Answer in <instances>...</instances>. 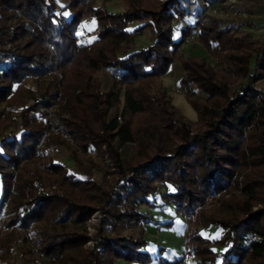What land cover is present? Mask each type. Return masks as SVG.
Returning a JSON list of instances; mask_svg holds the SVG:
<instances>
[{"label": "trees", "instance_id": "obj_1", "mask_svg": "<svg viewBox=\"0 0 264 264\" xmlns=\"http://www.w3.org/2000/svg\"><path fill=\"white\" fill-rule=\"evenodd\" d=\"M90 1L69 0L58 7L53 0H0V102H6L7 111L22 106L19 126L8 134L3 133L6 112L0 109V215L8 202L7 225L25 228L50 218L58 225H77L89 215L93 199L100 200L107 214L91 250L83 248L87 236L79 228L62 225V230L40 239L41 254L53 260L67 257L73 264H114L120 257L138 264H217L219 258V264H264L259 260L264 257V99L254 86L256 70L264 72V45L259 48L258 39L237 28L218 30L215 23L199 19L183 25L187 13L175 0L161 7L154 0H127L121 11L93 8ZM85 14L98 21L90 43L87 35H77ZM133 21L137 23L130 30ZM194 29L197 43L224 67L214 69L204 57H184L180 82L185 98L199 124L210 127L190 134L192 120L170 99L161 109L154 106L150 100L158 96L149 87L159 83L170 62L180 60L181 43ZM143 31L149 38L138 43ZM100 66L107 68L112 81L107 90L96 93L90 87L91 72ZM31 76L53 79L43 91H32L31 104H26L19 84ZM237 79L239 86L232 88ZM58 86L63 91L59 99L72 104L69 134L83 151L108 145L119 172L116 187L92 192L87 172L78 176L49 159L53 137L47 138L44 151L39 147L45 127L39 107L57 96ZM16 118L14 114L9 121ZM129 141L134 147L125 166L121 148ZM37 157L44 169L32 165ZM240 182L243 204L228 208L218 221L223 229L219 238L210 240L184 227L198 223L191 216L207 195ZM160 203L172 206L173 215L186 221L178 223V231L185 228V258L166 259L162 246L151 249L143 238L146 222L160 226L162 221H155L142 206ZM255 203L259 209L244 216ZM216 246L223 251L218 253Z\"/></svg>", "mask_w": 264, "mask_h": 264}, {"label": "rangeland", "instance_id": "obj_2", "mask_svg": "<svg viewBox=\"0 0 264 264\" xmlns=\"http://www.w3.org/2000/svg\"><path fill=\"white\" fill-rule=\"evenodd\" d=\"M54 3L58 7H62L69 0H53ZM137 1V0H132ZM171 0H154V5L156 7L164 6L165 2L169 3ZM178 3H181L184 10L186 11V15L182 17V24H187L193 22L195 19H199L201 22L207 24L217 25L218 30L222 27H231L237 28L239 31L250 32L253 37L259 40V48L264 45V0H175ZM127 3V0H91L89 2V6L93 8H97V6L107 9L108 11H121ZM96 18L93 14H85L83 18L80 20L78 25L77 35L83 33V35H87V43H90L94 39L95 30L97 28ZM137 22L133 21L128 24V28L131 30L132 27L136 25ZM174 34L177 36L179 34L178 29H174ZM196 29L194 32L189 34L184 42L181 43V47L178 50V55L181 56L180 60H175L169 63V68L172 69L170 74L171 79H165L163 75L159 78V83L150 86V93L153 95H157V98H151L150 102L161 109L162 104L169 100L176 107L181 115L183 113L184 108L181 107L179 101L176 99V94L174 92L179 93L180 95H184L183 87H181V76L179 79L176 76V71L178 70L180 73V69H182L183 64L185 63V58L189 55L204 57L210 62V65L214 69H223V62L220 61V58L211 54L210 51L205 50L202 45L197 43L194 39V35L196 34ZM143 34H139L137 36L138 43H144L148 40L149 34L147 31H143ZM111 48L113 45L106 43ZM9 46V45H8ZM109 69V68H108ZM255 75V84L254 85L258 89L259 96L258 98L264 99V72L256 70ZM181 74V73H180ZM183 74V73H182ZM90 79V87L92 92L100 93V91L107 90L111 85L112 76L109 72H107V68L105 66H100L98 70L91 72ZM50 76H45L44 78H36V76H31L25 80L22 84H19L21 90V99L24 100L26 104H31L32 98H30L32 91L36 90L43 91L45 85L48 84L50 80H52ZM18 85V83H17ZM15 84V86H17ZM129 83L123 84V90L127 88ZM232 88H236L238 85V79L235 80L231 84ZM80 91V89H76ZM122 90V92H123ZM57 96L49 97V103L43 105L41 104L39 107L40 118L45 123V127L43 128V134L41 135L39 141V147H41L44 151L46 140L49 137H53V142L55 141L54 149L49 152V159L56 160L58 162L64 163L67 167V170L73 172L74 174L80 176L84 175L86 172L88 176L93 180L91 191L96 192L98 194L103 191V189L109 190L111 187H116L117 178L119 176L118 168L115 166L112 158L111 152L108 148L107 144L102 143L100 148L89 147L87 151H83L80 145L77 143V140L73 138L68 132L67 121L70 120V108L72 106L71 103L61 101L59 99V95L63 92L61 87L58 86ZM185 96V95H184ZM122 98V94L120 96ZM186 99V98H185ZM6 102H0V109L5 110L6 124L4 128V134L10 133L11 131L17 130L19 126L20 117L18 111L22 106L20 104L13 105L11 111H7ZM101 108V106H100ZM99 108V109H100ZM182 112V113H181ZM16 114V121L10 122L9 119L12 115ZM188 114V113H186ZM197 114V113H196ZM189 115V114H188ZM192 123L190 125V134H194L199 130L209 129V124L200 125L197 121V115L188 116ZM180 116V115H179ZM101 122V119L97 120ZM57 137V138H56ZM175 144H179L180 142L175 140ZM134 143H125V145L121 148V157L123 158V164L125 166L130 165L131 161V153L133 151ZM76 156L79 159V163L74 159ZM43 161L40 158H35L32 165H35L38 169H44V166L41 164ZM242 172L238 175V179L241 180ZM84 179H87L85 175ZM256 182V181H254ZM29 183L33 184L31 181ZM160 184V183H158ZM161 185V184H160ZM159 185V186H160ZM241 182L238 183L237 187H231L227 190H222L221 192L214 193V197L210 198L209 195L204 199L203 204L198 207V212L196 216H191L193 219H198V223L186 224L185 219H182V216L179 214L178 216L173 215L175 212L174 208L167 203H160L159 206L149 207L147 205L142 206V209H146L148 214L155 221H162L160 224V228H156V234L154 237L158 236L161 228H166L167 231L173 230L170 227L171 222H175L173 227L178 230V223L181 220L185 222V228L187 226L190 229H196L197 232L202 234L204 237H208V239H214L215 236L218 238L223 234V229L220 227L218 221H221L223 214L228 211V208L234 209L242 206V197L241 193ZM29 193H32V190H29ZM93 205L90 206L89 215L81 224H74L72 221L64 222L61 225L55 224L52 219H43L40 221H36L35 223H31L28 227H21L18 224L7 225V215L5 213V208L9 204L8 202L4 204V208L2 209V214L0 215V264H73V262L65 257L60 258L58 260L50 259L46 255L40 253L38 249V244H40V239L50 232L55 233L63 228L69 230H75L79 228V232L85 236H87L86 243L83 244V248L85 250H91L92 245L95 241V237L97 235L99 229V223L102 218H104L107 210V207H102L101 203L97 198L93 199ZM260 205L255 203L250 208L251 210H246L244 212V216L253 215L255 210L259 209ZM201 209V210H200ZM205 214V216L200 217L201 211ZM173 215V216H172ZM194 221V220H193ZM215 221V222H214ZM150 223V222H148ZM208 223V224H205ZM182 228L183 232L185 228ZM174 231V230H173ZM180 235V232L177 234L179 236H175L178 240V244L180 246V252H176L164 244H161L164 249L168 248V252L166 251L165 255L173 256L174 253H177V258L184 257L185 252V238ZM145 235V229L143 233V238ZM174 235V234H173ZM147 241V239H146ZM174 241V240H173ZM154 247H158L156 244ZM174 247V246H173ZM214 250H218L222 252L224 247H214ZM156 250V249H155ZM121 258V257H120ZM119 258V259H120ZM118 260V259H117ZM117 260L114 264H117ZM124 260V259H123ZM260 261H264V257L259 258ZM126 261V260H125ZM220 263V258L217 261V264ZM182 264V263H180Z\"/></svg>", "mask_w": 264, "mask_h": 264}, {"label": "crops", "instance_id": "obj_3", "mask_svg": "<svg viewBox=\"0 0 264 264\" xmlns=\"http://www.w3.org/2000/svg\"><path fill=\"white\" fill-rule=\"evenodd\" d=\"M172 72V69L169 68V65H168V68L166 70V72L164 73L163 77H165V79H171L170 77V74ZM181 73V74H180ZM180 73L179 71L177 70L176 71V76L177 78L179 79L180 75H182V69H180ZM176 94V99L177 101H179L180 105L182 108H184L185 111H183V113H188L186 115L188 116H192V115H197L195 110L191 107V105L189 104V101L185 99V96L182 94L180 95L179 93L177 92H174ZM182 113V112H181ZM178 216V214H174V217ZM176 218V217H175ZM173 223V222H171ZM173 225H175V223H173L172 225H170V227H172V229L174 230H171L170 232L167 231V229L165 228H161L160 229V232L158 233V236H156V238L154 237V234H156V228L159 227L158 225H155L154 223H148L146 222L143 226L144 229H145V235H144V239H147V242L149 243L150 247L152 249V247H154L156 244L160 247L161 244H164V246H167L168 248H171L173 251L174 249L176 250V252H180L179 251L180 249V246L178 244V240L176 238V236H179L177 234V232L179 233L180 231H178L177 229H175L173 227ZM161 227V226H160ZM159 227V228H160ZM158 229V228H157ZM175 232L176 233V236H175ZM174 234V235H173ZM180 235H182V232H180ZM174 240V241H173ZM174 246V247H173ZM165 247V249L163 248L162 250V255L163 257H165L166 259H173L175 257H177V253L175 252L173 256H168V255H165L166 251L168 252V248ZM122 258L118 259L117 260V264H138L136 263V261L134 262H129V261H125V260H121ZM156 260H154L153 262H147V264H154ZM163 264V263H162Z\"/></svg>", "mask_w": 264, "mask_h": 264}, {"label": "built area", "instance_id": "obj_4", "mask_svg": "<svg viewBox=\"0 0 264 264\" xmlns=\"http://www.w3.org/2000/svg\"><path fill=\"white\" fill-rule=\"evenodd\" d=\"M210 196V198H213L214 197V195L213 194H211V195H209Z\"/></svg>", "mask_w": 264, "mask_h": 264}]
</instances>
